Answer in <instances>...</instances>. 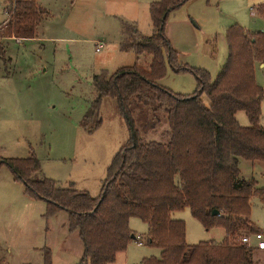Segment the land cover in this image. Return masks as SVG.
<instances>
[{"label":"trees","instance_id":"1","mask_svg":"<svg viewBox=\"0 0 264 264\" xmlns=\"http://www.w3.org/2000/svg\"><path fill=\"white\" fill-rule=\"evenodd\" d=\"M187 1L151 3L148 36L124 25L120 49L147 57L144 67L133 65L92 79L97 97L80 127H92L89 132L97 128L99 101L110 98L116 101L131 135L107 169L96 198L45 178L32 155L0 157V167L5 166L13 180L22 184L24 194L46 205V218L66 214L67 231L78 232L82 242L78 264H115L117 255L136 240L130 218L145 223V245L160 250L158 258L142 259L139 264H254L257 250L242 244L241 238L263 233L250 213L252 199L264 206L263 90L254 78L255 65L264 62V40L261 33L232 25L225 32L227 57L216 78L212 81L207 72L194 70L195 91L187 96L172 94L159 85L165 66L176 72L181 69L175 68L177 54L164 30L168 14ZM3 3L6 18L0 24V39H35L46 10L35 0ZM255 13L264 19V3ZM160 111L167 125L164 140H144L146 128L142 126V131L140 122L147 117L152 123L147 133L154 131ZM239 112L246 115L249 127L239 126ZM133 117L139 122L137 128ZM242 162L249 166L248 176L241 173ZM184 209L204 230L220 227L222 241L187 245L184 223L173 218ZM213 211L218 215L213 216ZM42 264H51L46 248Z\"/></svg>","mask_w":264,"mask_h":264},{"label":"rangeland","instance_id":"2","mask_svg":"<svg viewBox=\"0 0 264 264\" xmlns=\"http://www.w3.org/2000/svg\"><path fill=\"white\" fill-rule=\"evenodd\" d=\"M157 1L35 0L47 12L37 27V38L0 39V157L24 159L32 155L45 178L96 198L107 169L131 135L116 101L110 98L99 101L97 128L89 132L92 127H80L97 97L92 79L148 63L147 57L120 49L121 33L127 25L148 36L149 5ZM262 3L264 0H189L170 12L164 34L177 54L175 68L181 70L176 72L166 64L159 85L172 94L187 96L196 88L192 71H205L213 81L227 57L225 32L229 27L238 25L249 33H261L264 40V19L255 13ZM3 8L0 0L1 26L5 20ZM96 43H101L99 51ZM261 64L255 65L254 78L263 90L260 125L264 127V62ZM158 113L160 123L149 133L147 128L152 123L148 118L139 125L133 117L135 128H146L142 134L146 141L165 138L167 125L163 112ZM236 120L239 126L249 127L243 112L236 115ZM240 170L242 175H249L247 163L242 162ZM24 195L22 184L1 166L0 248L9 251L15 264L23 245L31 240L36 249L26 263L42 264V249L46 248L51 264H78L82 242L78 232L67 231L66 214L59 212L46 218L45 204ZM173 218L184 223L189 246L218 244L224 237L220 227L204 230L187 209L174 213ZM250 218L264 233V206L257 199L251 200ZM129 228L136 240L117 255L115 264H139L142 259L158 258L160 250L145 245V223L130 218ZM247 237L251 239L252 235ZM253 261L264 264V252H254Z\"/></svg>","mask_w":264,"mask_h":264},{"label":"crops","instance_id":"3","mask_svg":"<svg viewBox=\"0 0 264 264\" xmlns=\"http://www.w3.org/2000/svg\"><path fill=\"white\" fill-rule=\"evenodd\" d=\"M4 21H2V22H4ZM36 38H37V36H36ZM259 66L262 67V64H260ZM24 197H27V196L24 195ZM45 207H46V205H45ZM65 217H66V215H65ZM66 219H67V217H66ZM23 246L24 247L22 249L23 251L21 253L20 259L18 260V262L15 261L17 264H28V263H26L27 261L25 259L27 258V256H29V254L34 253L33 251L36 249L31 240L28 241L27 243H25ZM258 252H264V251H258ZM10 257H11V255L9 254L8 250H4V249L0 248V264H13L12 261L10 260Z\"/></svg>","mask_w":264,"mask_h":264},{"label":"built area","instance_id":"4","mask_svg":"<svg viewBox=\"0 0 264 264\" xmlns=\"http://www.w3.org/2000/svg\"><path fill=\"white\" fill-rule=\"evenodd\" d=\"M96 51H99L101 49V43H96ZM263 181H264V176L262 177ZM251 239L254 240V244H251ZM248 238V237H243L241 238V243L248 246V247H253L255 248L257 251H264V233H256L254 235H252V237Z\"/></svg>","mask_w":264,"mask_h":264},{"label":"water","instance_id":"5","mask_svg":"<svg viewBox=\"0 0 264 264\" xmlns=\"http://www.w3.org/2000/svg\"><path fill=\"white\" fill-rule=\"evenodd\" d=\"M212 215H213V216H217L218 213H217L216 211H213V212H212ZM132 240H134V237H133V236H132Z\"/></svg>","mask_w":264,"mask_h":264}]
</instances>
